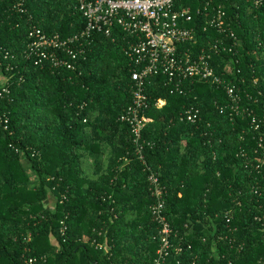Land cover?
Returning <instances> with one entry per match:
<instances>
[{
  "label": "trees",
  "instance_id": "trees-1",
  "mask_svg": "<svg viewBox=\"0 0 264 264\" xmlns=\"http://www.w3.org/2000/svg\"><path fill=\"white\" fill-rule=\"evenodd\" d=\"M204 3L177 1L194 11L192 22L182 21L196 30L194 50L224 40L207 26L222 4L239 46L216 56L214 67L237 84L243 107L264 120V6L213 0L206 10ZM77 4L28 0L29 17L10 12V0H0V68L13 67L6 72L11 95L0 103L9 117L8 130L0 121V264L43 256L46 261L35 264H154L161 226L152 214L150 171L167 188L173 242L184 249H173L166 264H264L258 220L264 216V122L262 135L251 127L252 117L236 115L223 85L189 78L177 90L165 76L152 77L144 164L130 126L120 121L134 95L127 33L116 28V40L96 33L76 71L25 58L32 24L62 37L86 28ZM191 105L201 110L197 123L181 119ZM229 224L238 227L234 237L245 243L243 250L232 236L215 242L218 234L230 233ZM106 242L108 253L98 247Z\"/></svg>",
  "mask_w": 264,
  "mask_h": 264
},
{
  "label": "built area",
  "instance_id": "built-area-1",
  "mask_svg": "<svg viewBox=\"0 0 264 264\" xmlns=\"http://www.w3.org/2000/svg\"><path fill=\"white\" fill-rule=\"evenodd\" d=\"M178 0H78L77 9L84 15L87 26L80 33L68 37L59 34L49 35L38 25L32 24L28 34L27 50L25 58L37 66L45 67L50 63L52 67L76 71L77 61L86 59L88 49L94 42L96 33H103L106 37L116 40L115 29L120 28L128 34L125 53L132 62V82L134 95L132 103L126 108L120 117V121L130 126L134 143L144 164L148 165L145 158L146 145L151 142L145 141L144 131L147 124L153 118L147 115L149 109V97L147 94L150 78L163 75L168 78L174 88L179 90L186 79H201L223 85L232 97L234 112L236 115H247L253 118L252 126L255 131L262 130V123L254 110L249 106L243 107L242 98L237 93V84L229 82L226 77L216 72L214 59L222 52H234L239 43L231 22L227 20V12L222 4L215 9L217 13L208 19V27L216 28L219 33L225 34L223 41L209 47H203L199 52L194 50L199 39L194 28L182 26V21L192 22L194 11L192 7H182L177 4ZM250 7L260 8L264 6V0H246ZM204 9H213V0H205ZM9 11L22 16L29 15L28 0H10ZM202 8L199 9V13ZM31 17V15H29ZM208 29L207 27L205 28ZM230 40L231 43L228 41ZM10 53L8 52L6 58ZM13 71L11 65L4 70L0 68V103L11 95V77L6 73ZM241 71L238 70V73ZM24 79H20L22 81ZM258 85V80L255 81ZM259 95H264L260 89ZM165 104L160 100L159 105ZM201 110L194 106L185 108L181 115L182 121L197 123L201 121ZM0 121L4 122V129L8 130L9 117L0 112ZM262 133V132H261ZM263 135V133H262ZM260 139V147H263L264 135ZM35 155V154H34ZM260 162L264 165L263 157ZM149 181L151 191L156 198L152 206V214L160 224L161 246L158 249L154 264H166L172 257L174 250L177 253L184 251L182 246L175 247L173 238L177 234L169 221L165 209L167 205V188L163 186L156 172L150 171ZM231 211L227 213V221L231 222ZM264 232V216L259 217ZM69 229L68 224L63 221L60 229L61 235L66 236ZM230 233L218 234L215 242L229 240L239 245L243 250L245 243L238 242L234 235L239 231L238 227L229 224ZM217 233V224L213 222V236ZM100 249L108 253L112 247L108 243L100 244ZM174 249V250H173ZM46 257H32L26 264L45 262ZM196 264V261L194 262ZM229 264H234L233 261Z\"/></svg>",
  "mask_w": 264,
  "mask_h": 264
}]
</instances>
